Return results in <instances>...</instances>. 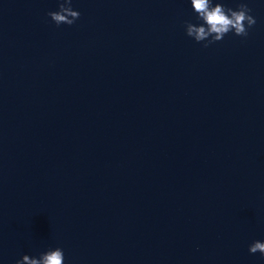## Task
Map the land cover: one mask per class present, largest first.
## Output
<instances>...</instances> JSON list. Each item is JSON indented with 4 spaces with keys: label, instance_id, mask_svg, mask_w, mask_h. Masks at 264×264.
Segmentation results:
<instances>
[{
    "label": "water",
    "instance_id": "95a60500",
    "mask_svg": "<svg viewBox=\"0 0 264 264\" xmlns=\"http://www.w3.org/2000/svg\"><path fill=\"white\" fill-rule=\"evenodd\" d=\"M61 2L0 0V264H264V0L208 47L191 0Z\"/></svg>",
    "mask_w": 264,
    "mask_h": 264
},
{
    "label": "clouds",
    "instance_id": "9594fccd",
    "mask_svg": "<svg viewBox=\"0 0 264 264\" xmlns=\"http://www.w3.org/2000/svg\"><path fill=\"white\" fill-rule=\"evenodd\" d=\"M197 19L200 24L185 22L186 34L197 43L207 41L204 47L222 41L224 37L234 32L237 36L247 37L249 29L256 23V19L250 13L248 4L241 2L238 10L226 7L221 0H191ZM48 15L57 26L61 24L72 25L80 17V12L73 10L72 0H62L58 11L49 12ZM252 254L260 252L264 255V242L255 241L249 246ZM65 256L62 248L49 249L40 254L38 258L24 255L16 264H64Z\"/></svg>",
    "mask_w": 264,
    "mask_h": 264
}]
</instances>
